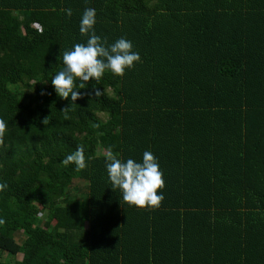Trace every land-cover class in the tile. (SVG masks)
Here are the masks:
<instances>
[{
  "label": "trees",
  "instance_id": "16d2710c",
  "mask_svg": "<svg viewBox=\"0 0 264 264\" xmlns=\"http://www.w3.org/2000/svg\"><path fill=\"white\" fill-rule=\"evenodd\" d=\"M85 8L140 62L71 103L50 79ZM0 120V264H264V0H0ZM109 148L154 154L158 206L112 189Z\"/></svg>",
  "mask_w": 264,
  "mask_h": 264
},
{
  "label": "clouds",
  "instance_id": "9594fccd",
  "mask_svg": "<svg viewBox=\"0 0 264 264\" xmlns=\"http://www.w3.org/2000/svg\"><path fill=\"white\" fill-rule=\"evenodd\" d=\"M64 15L71 17V8L63 9ZM96 11L85 8L79 19V32L86 35L84 43H74L70 50L63 52L62 67L51 77V85L55 93L64 99L70 97L74 103L80 96L78 89L86 87L85 82L93 79L98 81L108 72L114 76H122L126 69L140 62V53L133 50V43L125 37H119L108 44L94 30ZM81 81L77 83L76 81ZM95 96L102 90L93 89ZM5 123L0 120V134ZM64 166L74 165L77 171L86 167L84 147L77 145L74 151L67 154L60 162ZM107 180L112 189H119L121 199L130 206H158L164 199L163 173L158 159L150 150H144L139 160L131 157L126 160L119 158L111 148L108 149L104 163ZM6 182H0V191L7 189ZM4 220L0 218V225Z\"/></svg>",
  "mask_w": 264,
  "mask_h": 264
},
{
  "label": "rangeland",
  "instance_id": "374dc122",
  "mask_svg": "<svg viewBox=\"0 0 264 264\" xmlns=\"http://www.w3.org/2000/svg\"><path fill=\"white\" fill-rule=\"evenodd\" d=\"M14 258H15V257H14ZM16 258H17L18 260H22L23 255H18V256H16Z\"/></svg>",
  "mask_w": 264,
  "mask_h": 264
},
{
  "label": "bare ground",
  "instance_id": "6f19581e",
  "mask_svg": "<svg viewBox=\"0 0 264 264\" xmlns=\"http://www.w3.org/2000/svg\"><path fill=\"white\" fill-rule=\"evenodd\" d=\"M102 256V255H101Z\"/></svg>",
  "mask_w": 264,
  "mask_h": 264
}]
</instances>
